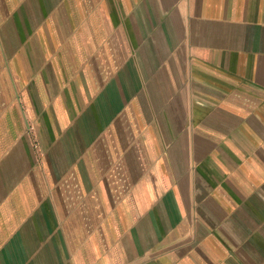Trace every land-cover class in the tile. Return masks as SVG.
I'll list each match as a JSON object with an SVG mask.
<instances>
[{
    "label": "crops",
    "instance_id": "0c3cea01",
    "mask_svg": "<svg viewBox=\"0 0 264 264\" xmlns=\"http://www.w3.org/2000/svg\"><path fill=\"white\" fill-rule=\"evenodd\" d=\"M0 264H264V0H0Z\"/></svg>",
    "mask_w": 264,
    "mask_h": 264
}]
</instances>
